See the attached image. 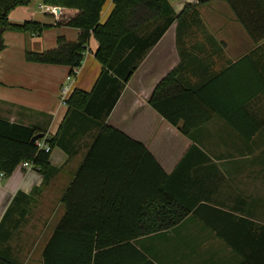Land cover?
Wrapping results in <instances>:
<instances>
[{
  "label": "crops",
  "instance_id": "crops-1",
  "mask_svg": "<svg viewBox=\"0 0 264 264\" xmlns=\"http://www.w3.org/2000/svg\"><path fill=\"white\" fill-rule=\"evenodd\" d=\"M167 2L173 10L172 24L138 64L105 124L147 150L167 176L165 190L191 212L172 229L118 248L114 262L264 264V0ZM113 8V1L106 0L100 24ZM76 14L41 0H30L9 13L11 23L50 27L40 36L2 34L1 120L35 128L50 139L65 118L73 90L92 91L101 73L93 38L70 79L67 66L25 60L26 52L55 49L59 38L76 43L80 31L60 24ZM162 22L163 18L155 23ZM175 70L185 86L201 89L214 109L187 135L180 131L182 122L169 124L148 103L158 83ZM97 133L92 127L79 135L73 154L52 148L53 170L46 179L21 163L10 176L0 177V248L9 249L19 264L33 247V241L25 244L19 239L20 220L43 199L52 202L40 215H50V210L54 214L53 209L63 215L62 197ZM45 245L38 264H43ZM109 258L102 257L100 264Z\"/></svg>",
  "mask_w": 264,
  "mask_h": 264
},
{
  "label": "trees",
  "instance_id": "trees-1",
  "mask_svg": "<svg viewBox=\"0 0 264 264\" xmlns=\"http://www.w3.org/2000/svg\"><path fill=\"white\" fill-rule=\"evenodd\" d=\"M106 0H41L43 5L77 14L62 25L80 31L76 43L63 38L57 47L43 53H25L31 63L64 65L75 76L88 41L97 43L95 60L101 73L91 92L75 89L66 100L67 112L57 133L45 142L70 155L75 141L92 127L98 131L80 168L62 197L64 213L43 249V264H115L120 247L134 239L167 231L191 212L164 186L167 176L138 142L105 124L121 91L145 54L173 22L167 0H112L114 8L99 23ZM30 0H0V51L6 31L40 36L50 26L27 21L11 23L9 13ZM163 18L161 24L156 21ZM169 124L187 135L205 123L213 108L201 89L185 86L172 71L154 89L148 101ZM41 132L35 128L0 119V175L10 176L23 162H31L44 179L53 170L49 153L38 150L31 139ZM44 136V135H43ZM228 240L222 233H218ZM140 261H145L143 255ZM0 264H19L9 249L0 248ZM142 264V263H141Z\"/></svg>",
  "mask_w": 264,
  "mask_h": 264
},
{
  "label": "rangeland",
  "instance_id": "rangeland-1",
  "mask_svg": "<svg viewBox=\"0 0 264 264\" xmlns=\"http://www.w3.org/2000/svg\"><path fill=\"white\" fill-rule=\"evenodd\" d=\"M43 201L44 202L41 203L39 202L40 204L36 201L34 205L35 209L32 210L31 215H29V209L26 216L19 222L20 225L18 230L21 229L19 232V239L25 244H27L25 241H33L30 255L27 256L26 254L22 264H38L37 257L39 256L40 248L43 244L47 243L62 216L57 209L52 210L54 214H51L50 210V215H40V212H42V210L45 212L46 208H49V204L52 202L45 199H43ZM37 204L39 205L37 206ZM30 208H32V205ZM18 219L19 217L15 220L17 221ZM22 250V253L26 251L25 248Z\"/></svg>",
  "mask_w": 264,
  "mask_h": 264
},
{
  "label": "built area",
  "instance_id": "built-area-1",
  "mask_svg": "<svg viewBox=\"0 0 264 264\" xmlns=\"http://www.w3.org/2000/svg\"><path fill=\"white\" fill-rule=\"evenodd\" d=\"M52 13H54V9L52 10ZM71 76L68 77L70 79ZM48 139L46 136H43L41 139H38L34 142L38 150L44 151L45 153H49L51 151L49 145L45 142V140ZM21 166L25 169H32L33 164L31 162H23L21 163ZM35 169V168H34ZM2 175H0L1 177Z\"/></svg>",
  "mask_w": 264,
  "mask_h": 264
},
{
  "label": "water",
  "instance_id": "water-1",
  "mask_svg": "<svg viewBox=\"0 0 264 264\" xmlns=\"http://www.w3.org/2000/svg\"><path fill=\"white\" fill-rule=\"evenodd\" d=\"M43 137V135L40 133L38 135H35L32 139H31V143H34L35 141H37L38 139H41Z\"/></svg>",
  "mask_w": 264,
  "mask_h": 264
}]
</instances>
